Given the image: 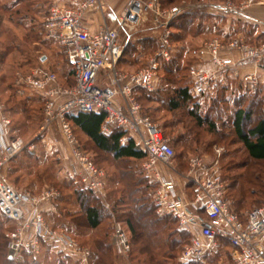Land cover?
Segmentation results:
<instances>
[{
    "label": "built area",
    "instance_id": "2783aa9c",
    "mask_svg": "<svg viewBox=\"0 0 264 264\" xmlns=\"http://www.w3.org/2000/svg\"><path fill=\"white\" fill-rule=\"evenodd\" d=\"M257 5H264V0H245L240 4L228 1L218 9L221 13L264 26V18L247 15V10ZM98 8H103L101 0H85L80 9L54 5L45 21L46 40L60 49L73 69L72 87L62 86L57 75L42 66L27 74H16L18 89L29 88L44 100L40 135L45 139L57 125L75 164L72 178L87 190L103 194L107 174L82 150L68 117L73 112L105 113L103 132L120 128L146 153L141 167L156 186L157 213L171 217L178 231L189 233L191 240L180 254L181 263L264 264V204L244 215L232 210L231 201L225 198L227 184L223 179L220 156L211 162L202 155L190 156L189 169L181 176L175 167L176 151L171 140L142 115V106L134 94L137 88L152 92L159 69L156 60L172 59L170 22L178 10L162 12L156 9L155 22L164 30L159 49L149 65L131 74L118 70L123 55L121 22L94 34L84 26L85 12ZM127 19L132 21L135 15L129 12ZM197 56L200 63L209 64L211 69L193 67L189 71L194 98H203L229 79L241 80L252 93L263 88L264 98V45L249 46L240 37L227 44L215 39L205 42ZM250 68L254 71L242 74ZM103 76L110 78L109 86L102 85ZM126 141L124 137L121 143ZM34 147L13 134L12 119L0 100V212L16 223V228L7 234L9 256L15 258L26 252L37 257L44 247H48L55 253L73 258L78 264H90L91 250L54 228L44 216L43 205L57 192L51 189L34 196L17 190L4 177L11 162L26 148L33 150ZM186 188H191L190 197ZM110 239L118 255L130 261L132 235L127 225L116 221ZM223 242L231 248L229 255L218 261L208 260L219 252Z\"/></svg>",
    "mask_w": 264,
    "mask_h": 264
},
{
    "label": "trees",
    "instance_id": "16d2710c",
    "mask_svg": "<svg viewBox=\"0 0 264 264\" xmlns=\"http://www.w3.org/2000/svg\"><path fill=\"white\" fill-rule=\"evenodd\" d=\"M33 1L13 0L11 6L0 2V22L5 15L10 20L14 18L12 16L24 15L28 17V13L35 8ZM43 1L39 3V6L43 7ZM158 1L162 7L177 8L176 5L184 3L185 0ZM44 12L47 16L49 10ZM210 19L211 17L206 13V9L201 8L200 5L194 9L191 6H185L178 10L173 23L170 25L172 30L170 41L173 46L172 59L170 61L158 60V71L164 85L158 89L157 95L154 97L153 94H148L145 101L160 105L165 104L169 112L185 110L195 128L207 127L209 133L218 130V124L212 122L209 114L220 112L223 120L224 115L229 116L233 136L243 145L247 157L254 163L262 164L264 163V98L259 92L255 94L244 93L243 84L233 80L224 87L214 88L203 98H194L191 95L193 80L189 71L192 65L195 64V59L191 54L195 51L192 46L196 45L187 42L190 38L203 34L209 39L219 37L223 41H229L241 33L246 35L249 40H256L251 37L252 26L248 23H237L233 30L231 29L228 33H225L219 31L217 23L215 25L212 23L204 24L209 22ZM158 39V37H148L135 43H127L123 52L129 58L134 59L133 64L143 65L141 59L146 55L155 53L160 44ZM13 44L12 41L8 46ZM7 49L8 47L5 51L0 52V64H3L7 57ZM137 54H140L138 58L135 57ZM61 56L64 62H62L63 65L59 71L60 76L57 75L58 81L64 87H71L73 85V69L62 53ZM38 66L43 67V65H37L31 67L30 70ZM3 80V77L0 78L1 83H3ZM12 81L8 88L14 94H11L8 101H12L13 104L9 111L12 114V122L15 127L16 115L21 116L20 124L25 125V122L30 120L29 112L32 110L27 108V103H31L35 99L27 98L17 102L13 101L17 90L14 78ZM141 90L143 89L137 88L134 91L139 102H141ZM164 93H167V97L161 100V94L164 95ZM0 99H2L1 94ZM38 99L37 104L39 102L42 104L40 110L42 121L44 100L41 97ZM228 107H230L229 111L231 113L226 114ZM144 114L142 108V115L144 116ZM105 117V113L73 112L69 115L68 121L74 129L75 135L81 141L82 150L91 157L98 167L104 169L96 158L100 153L110 155L115 162L122 164L117 167V172L114 174H108L104 169L107 173L104 191L107 189L108 183L112 185L110 191L106 194L110 204L109 211L116 219L122 220L119 222L127 225L132 235L131 261L133 264H162L164 260L176 259L177 255L180 257V253L191 240L189 233L178 230L169 231V225L173 220L170 217L159 216L156 213V207L150 195L152 186L140 180L138 175L126 165V161L142 163L146 158V153L136 146L134 139L128 133L120 128H112L109 133L103 132L102 127ZM221 122L226 125L222 120ZM124 137L127 138V141L122 144L121 140ZM182 137L186 142L191 141L196 145L198 143L194 137L188 136V134H184ZM175 142L173 141V143ZM173 143L171 140V145ZM183 158L184 155L179 156V159ZM26 159L31 160V156H27ZM229 167L233 170L236 169L237 165L232 163L229 164ZM244 168L247 169L245 173L236 175L233 178L225 177L222 174L224 181L227 183L225 198L232 202V210L239 215H244L249 205H253L250 208L253 209L264 204V183L261 172L256 170L254 165L249 166L247 164ZM29 169H31V166H25L23 162L18 168V170ZM68 183L63 187L68 188L67 185H69L70 188H73L71 189L72 194L77 195L76 201L81 212L78 216H73L70 213L64 214L63 211L58 214H50L47 216L48 222L52 223L54 228L68 233L81 244L89 247L91 250L90 264H116L118 256L109 240L111 225L108 227L107 234H98L87 238L88 232L101 228L104 218L110 222L112 221L111 216L107 214L108 209L102 205L94 192L87 190L79 181L71 178ZM15 228L16 223L7 219L0 212V264H77L73 258L55 253L48 247H44L41 255L37 257L23 252L20 256L11 258L8 252L7 234ZM215 255L214 258L216 259L218 252ZM212 257H209L208 260L212 261ZM217 260L221 259L218 258Z\"/></svg>",
    "mask_w": 264,
    "mask_h": 264
},
{
    "label": "rangeland",
    "instance_id": "374dc122",
    "mask_svg": "<svg viewBox=\"0 0 264 264\" xmlns=\"http://www.w3.org/2000/svg\"><path fill=\"white\" fill-rule=\"evenodd\" d=\"M41 1L42 0L33 1L35 8L30 13H28L30 17L29 16L25 17L24 15L12 16L14 18L10 20L9 17L5 15L3 20H1L0 22V52L5 51L6 47H8V49L6 50L7 57L3 62V64H0V78L3 77L4 79L3 83L0 82V94L2 97V99L0 100L3 103L4 109L7 112V114L11 117L12 121L13 118L9 109L13 106V104L11 101L12 99L10 100L11 102H9L8 100L9 98H11V94H14V92H12L8 87H10L11 82H13L12 81L13 78L14 81L16 80V74L18 72L27 74L35 69L33 68L30 70L31 67L33 66L35 67L37 65H43L44 68L53 71L56 75L60 76L59 71L62 68L63 65L62 62H64V59L60 53L61 52L60 49L57 46H55L53 43H51V41H48L45 38L44 25L47 16L45 15L46 13L44 11L47 8V3L44 0L43 7L39 6V3ZM201 1L203 0H185L184 3L182 2L181 4L176 5L177 8L161 6V11L167 12L173 9L179 10L185 6H191L194 9L196 7H199ZM228 1L234 2L235 4H240L245 2V0H240V1L225 0V3H227ZM0 2L2 4L4 3L7 4V6H11L13 0H0ZM175 17H173V19L171 20L170 25L173 23ZM236 18L238 19V17ZM263 18L264 17H262L261 19ZM239 19H240L239 21L241 22H247V20L243 17ZM161 22H164V20L161 19ZM150 24L147 23L145 25V28H142L140 32L138 31L137 32L138 34H135V36L130 35L131 33L127 31L128 34H126V37L124 39V44L127 42H134L146 36L158 37L159 38L158 40L160 41L161 38L163 37L164 30L161 29L158 25L157 26L153 25L149 28ZM237 37H240L244 41V43L249 46L264 45V38H257L258 40H249L246 35L241 33L238 34L235 38ZM251 37L254 38L255 36L252 35ZM215 39H218L225 44L233 40L231 39L229 41H223L219 37H214L208 39L205 42H210ZM12 41L14 42V44L12 46H8V44L10 45ZM205 42H203V44ZM203 44L199 46H192L195 48V51L191 54V56L194 57L195 59V64L192 65L191 69L193 67L210 68L209 64L200 63L197 56V53ZM159 46L155 51V53L158 51ZM122 48L124 50L125 46L123 45ZM155 53H153L152 55L150 54L146 55L143 59H141L142 63H145L147 61L149 65V61H151L155 57ZM139 55L140 54H137L135 57L138 58ZM121 60L124 62H128L129 64H133L134 59L129 58V56H126L123 52ZM158 60L159 59H157L156 61ZM138 66L140 68L142 64H138L137 67L135 66L136 68L135 70H137ZM20 67H22L23 70L25 71H23L22 68L20 69ZM157 73H158L157 80L154 83V90L152 92L146 89L141 90L142 92L141 94L142 97L140 96L141 102L139 101L138 102L141 104L143 111L145 112L144 117L148 118L150 122L157 125L162 130V133L165 135V137L172 140V143L173 141H176L172 145L176 151L177 159H179V156H183V155L187 159V161H183V159H179V161H177L176 159L175 161V167L177 171L180 173V175L183 176L188 171L189 169L188 159L192 155L205 156L207 160L210 162L216 160L220 156V165L222 168V174H224L225 177L228 176L230 178H233L236 175L238 176L239 174L245 173L247 169L244 168V166L249 164V166L254 165V168L261 172V176L263 177V183H264V163L262 164L254 163L247 157V153L243 145L239 143L238 140L233 136V130L231 128V120H229V116L224 115V120H223L221 119L220 112L213 113L212 115L209 114V117L212 120V122L218 124V130L216 132L209 133L207 127L198 128V129L195 128V125L191 123V120L187 116V111L181 110L178 112H169L168 107L165 106V104L160 105L145 101L147 99L148 94H153L154 97L155 95H157L156 92L158 91V89L164 85V83H162L161 81L159 71ZM228 81L226 84L223 85L221 84L216 88L226 86L229 83ZM101 83L104 86L107 85L109 86L111 83L110 78H108L107 76H103ZM242 84L246 89L245 84L243 82ZM15 88L18 92L16 91V96L13 101L17 102L19 100H26L27 98H31V100L32 99L35 100H33L31 103H27V108L32 111L29 110L30 120L25 122V125L23 123L22 124L19 123L21 116L19 115L15 116L16 123H15V127L13 126V134L17 137L23 138L26 142L34 144L35 147L33 150H29L28 148H26L22 153H20L17 156V158L14 160V162L5 169L4 177L17 190L29 192L34 196L39 195L43 191L51 190V189L57 192L56 196L52 200H50L49 202L43 205V211L46 220L48 219L47 216H49L50 214H58L60 211H63L64 214L70 213L73 216H78L81 211L79 210L78 202L76 201L77 195L72 194L71 189L73 188L72 187L70 188L69 185H67L68 188L63 187L66 186V184H69L68 183L69 179L72 178V172L75 169V164L70 156V149L68 146H66L57 125H55L53 128L56 127L58 131L53 130L52 128L49 131L47 137H45V139L40 135V130L44 122V106L42 109L43 117L41 121L40 110L42 104L40 102L37 104V100H39L38 98L40 96L34 92H31L29 88L26 87L18 89L17 86L15 85ZM258 92H262L263 94V88L260 87L256 93ZM167 93H164V95L161 94V100L167 97L166 95ZM227 110L228 111H226V114L231 113L229 111L230 107H228ZM221 120L225 122L226 125H223ZM184 134H188V136L194 137V139L198 142L197 145L195 143H191V141L186 142L182 137ZM79 142L81 144L80 139ZM27 156H31V160L26 159ZM96 158L102 164L103 168L108 172V174L116 173L117 167H120L122 165L120 164V162H115L113 158L107 154L100 153ZM22 162L24 163L25 166L26 165L31 166V169L18 170ZM126 162L128 168H130V170L136 173L140 180H143L152 186L150 195L152 198V202L155 205L154 192L156 186L149 178L146 177L144 171L142 170L141 163L138 161H126ZM232 163L237 165L236 169L233 170L230 169L229 164ZM38 177L41 178L39 179ZM111 187L112 185L108 183L107 189L103 192V194H96V195L97 198H99L102 205H104L108 209L107 214L111 216L112 221L110 222L104 218L101 228L96 231L88 232L87 238H90L98 234H102V235L107 234V230L110 225H111L110 227L111 228L110 235H111L112 226L114 225V223L116 221L117 222L122 221L116 219L115 216L111 215L109 211L110 204L107 200L106 194L110 191ZM252 206L253 205H249L245 211L250 210ZM156 213H157V208H156ZM176 230H178L177 224L173 220V222L170 223L169 225V231L174 232ZM110 235H109V240L111 242ZM113 248L118 256L116 264H127L128 262L133 264L131 258L130 261L121 258L118 255L114 246ZM230 250L231 248L228 246V244L226 242H223L219 249L216 259L218 258L225 259L229 255ZM214 257H216V255L212 257V261H216ZM179 263L181 262L179 260L178 255L176 259L162 261V264H179Z\"/></svg>",
    "mask_w": 264,
    "mask_h": 264
},
{
    "label": "crops",
    "instance_id": "0c3cea01",
    "mask_svg": "<svg viewBox=\"0 0 264 264\" xmlns=\"http://www.w3.org/2000/svg\"><path fill=\"white\" fill-rule=\"evenodd\" d=\"M47 3L46 10H50V8L54 5H60L67 8H73V9H80V5L85 0H45ZM103 8H98L95 10H88L85 12L83 23L84 26L91 32V33H97L101 31L102 29H105L106 27H114L118 25L121 22L122 29H121V43L122 45H126L127 43H135L140 39L143 38H156L154 36H146L143 38H140L134 42H127L124 44V39L126 37L127 31L131 33L130 35L135 36V34H138L137 32L145 28V25L147 23H151L149 28L151 26H157L156 19L157 16L155 14L156 9L159 8L161 10V4L158 0H101ZM50 3V4H49ZM201 8L206 9V13L210 15L211 19L209 22L204 23L205 25H208L209 23L212 24H218L217 28L219 31L228 33L231 29L233 30L235 26H237V23H244L239 21L240 19L236 18L235 16H231L228 14L221 13L218 9L219 6H222L225 4V0H203L200 2ZM131 12L135 15V19L132 21H128V13ZM247 15L250 18H262L264 17V5H257L251 7ZM150 21V22H149ZM248 25L252 26V35H254V39L258 40L257 38H264V26L257 25L252 22V20H247ZM245 22V23H247ZM159 26V25H158ZM151 30V29H150ZM171 30V29H170ZM172 31V30H171ZM143 32V31H142ZM209 38H207L205 35H199L195 38H190L187 42L192 43L196 46H199L203 44V42L207 41ZM53 43V42H51ZM54 44V43H53ZM55 45V44H54ZM56 46V45H55ZM45 61V60H43ZM150 62V61H149ZM148 65L147 61L137 70H135L136 64H129L128 62L121 61L118 65V70L120 72L125 73H136L145 68ZM159 65V63H158ZM254 70L252 68L245 69L242 71V74L253 72ZM237 81L241 82L239 79H229L230 81ZM243 87V92L248 93L247 89ZM251 94H255L252 92H249ZM262 97V92H259ZM53 130H57V128H53ZM58 131V130H57ZM183 161H187V159L184 157ZM186 193L188 196H191V188H186Z\"/></svg>",
    "mask_w": 264,
    "mask_h": 264
}]
</instances>
